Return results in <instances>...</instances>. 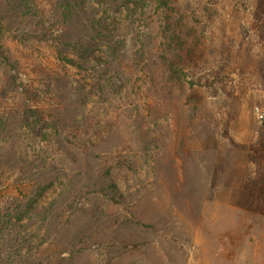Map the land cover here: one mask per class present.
<instances>
[{
  "label": "rangeland",
  "instance_id": "1",
  "mask_svg": "<svg viewBox=\"0 0 264 264\" xmlns=\"http://www.w3.org/2000/svg\"><path fill=\"white\" fill-rule=\"evenodd\" d=\"M0 14V264H264V0Z\"/></svg>",
  "mask_w": 264,
  "mask_h": 264
},
{
  "label": "trees",
  "instance_id": "2",
  "mask_svg": "<svg viewBox=\"0 0 264 264\" xmlns=\"http://www.w3.org/2000/svg\"><path fill=\"white\" fill-rule=\"evenodd\" d=\"M3 31H4V22L2 20V16L0 14V39L3 35ZM70 47L72 48V51L75 52L74 54L76 56H79V59H87V58H91L94 59L95 56L93 55L94 50L97 48L95 45L94 46H90V45H83L80 44L78 41H75V43H71ZM57 56L64 61L65 63L68 64H73L76 65L77 62L74 60L73 57L68 56V54H64L62 51L58 50L57 51ZM4 59H6L5 57H3ZM171 72L175 73L178 72L177 69H175L174 67H170ZM25 112L28 115H35L36 118H43L41 116V113L38 111L37 107H33V106H28L25 108ZM38 121V120H37ZM29 121L26 119L25 123H28Z\"/></svg>",
  "mask_w": 264,
  "mask_h": 264
},
{
  "label": "built area",
  "instance_id": "3",
  "mask_svg": "<svg viewBox=\"0 0 264 264\" xmlns=\"http://www.w3.org/2000/svg\"><path fill=\"white\" fill-rule=\"evenodd\" d=\"M256 112L258 113V112H259V110H258V109H256Z\"/></svg>",
  "mask_w": 264,
  "mask_h": 264
}]
</instances>
